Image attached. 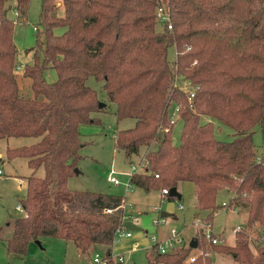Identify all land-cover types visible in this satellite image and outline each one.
Segmentation results:
<instances>
[{
  "label": "trees",
  "instance_id": "trees-1",
  "mask_svg": "<svg viewBox=\"0 0 264 264\" xmlns=\"http://www.w3.org/2000/svg\"><path fill=\"white\" fill-rule=\"evenodd\" d=\"M14 1L12 10L24 19L29 0ZM6 3L0 0V139L39 138L7 148L5 155L24 157L31 169L44 171L27 178L25 213L14 221L7 250L24 254L30 242L56 237L81 253L105 246L104 264H122L109 247L122 228L123 198L67 184L80 158L79 125L94 122L91 113L103 109L86 84L94 77L115 104L117 119L135 120L116 133V146L126 156L146 147L143 170L129 176L133 186L149 191L190 182L195 207L207 212L206 219L222 207L216 200L226 189L233 193L228 205L246 207V225L260 227L256 255L249 239L236 233L234 245L198 237L202 252L193 260L189 243L173 252L148 250L147 264H210L207 247L237 264H264V0H60L61 13L53 0H43L33 63L22 72L34 98L20 95L14 20ZM159 6L169 17L163 25L156 20ZM48 67L54 82L45 78ZM175 108L182 130L173 143ZM201 115L230 128L233 138L218 140L213 123H201ZM255 126L263 138L260 155Z\"/></svg>",
  "mask_w": 264,
  "mask_h": 264
},
{
  "label": "rangeland",
  "instance_id": "rangeland-1",
  "mask_svg": "<svg viewBox=\"0 0 264 264\" xmlns=\"http://www.w3.org/2000/svg\"><path fill=\"white\" fill-rule=\"evenodd\" d=\"M43 0H29L27 12L22 18L16 17L12 10L14 0H7V5L11 7L8 10L7 17L14 20L13 41L17 49L16 65L14 73L19 86L20 95L26 98H34L30 87L31 80L22 75L23 65L33 63L34 47L37 45L35 27L41 30L39 20ZM58 5L61 13L60 0H53ZM159 28V26H157ZM62 29H56L60 33ZM40 38H43L40 35ZM168 58H175V48L168 49ZM48 82L56 80L54 69L48 67L44 72ZM86 84L94 89L98 100L104 102L105 106L99 111L91 113L94 122L82 123L79 125L82 146L79 150L80 158L77 161V168L80 173L68 179V187L72 190H85L91 192H101L106 194L119 195L123 198L126 209L125 214L133 215L138 219L139 231L132 234L136 237H145L156 235L153 219L158 217L157 212L152 211L153 206H159L161 211L169 212L171 215L166 217L167 226L174 227L180 231L184 243L200 237L207 244L211 243L205 236L207 225L211 227L213 236L222 240L226 245H234L236 233H242L249 239V247L254 255L257 254V237L259 226L257 223L246 225L247 208L231 205L221 207L216 210L211 219H206L207 212L198 210L195 207L194 186L190 182H180L177 185V191L182 195L181 199L169 198L162 202L160 199L161 189H151L145 191L141 188L131 186L129 176L132 172L142 171L144 163V153L146 147H141L138 154L126 156L123 150L119 149L115 143L116 133L120 130L133 127L135 120L133 118L117 119L115 114V104L107 101L105 92L102 90V82L94 77H89ZM200 122H212L214 135L218 140L228 141L233 138V131L219 121L211 119L207 115L200 116ZM182 130L181 120H177L172 127V137L179 139ZM253 142L257 149V154H261L262 134L259 126L253 129ZM39 138L34 137H10L0 139V149L2 151L4 162L0 161V264H79L80 262L91 261L97 253L94 247L88 249V253H73V243L56 237H43L40 245L36 241L28 244L24 254L10 253L7 250V240L10 238L14 221L21 217L25 212L17 209V205L24 199L27 187V178L32 174L37 177L44 175L43 168L33 170L28 166L27 159L16 157L6 158L5 150L7 148H16L27 146L37 142ZM154 143L151 148L155 149ZM1 153V152H0ZM113 170L115 177L121 182L119 185H113L107 182V175ZM22 180V181H20ZM129 183L131 189H127L125 184ZM233 193L226 189L219 192L216 204L222 205V202H229ZM183 205V209H178V205ZM130 221V220H129ZM238 230V231H235ZM126 237L114 239L111 250L112 258L122 254L123 264H147L145 250L132 251L128 245ZM149 239V238H148ZM38 241V240H37ZM254 241V244L252 243ZM93 250V251H92ZM206 252L210 257V264H237L230 255L214 252L207 247ZM202 250L197 247L191 252L188 259L193 260ZM99 253V252H98ZM101 255V254H100ZM103 257V255H101ZM193 258V259H192Z\"/></svg>",
  "mask_w": 264,
  "mask_h": 264
},
{
  "label": "built area",
  "instance_id": "built-area-1",
  "mask_svg": "<svg viewBox=\"0 0 264 264\" xmlns=\"http://www.w3.org/2000/svg\"><path fill=\"white\" fill-rule=\"evenodd\" d=\"M15 16L17 17L18 13L17 11L14 12ZM156 20L163 25L165 22H167L169 20V17L167 16V14L165 13L164 10V6H159L156 8ZM21 21H23V19H21ZM168 28H170V24H168L167 26ZM190 97H193V94H190ZM177 111V108H175L174 111L171 112L170 114V119L171 121H176L177 120V115L175 114ZM1 170H0V174H1ZM134 173V172H133ZM22 181V180H21ZM107 181L113 185H119L121 182L119 181V179L117 177H115L114 175V171L111 170L109 172V174L107 175ZM130 183V182H129ZM129 183H126L125 186L127 189H131V186ZM161 196L160 199H162V202H165V200L167 199L168 196V192L169 189L167 188H162L161 189ZM223 207H229L228 203L223 202L222 203ZM120 209L122 210V228L118 230L117 234H116V238L119 237H131L133 231H130L128 229H126L123 225V223L127 220H130L136 224H138V219L137 217L134 218L133 215H129V214H125L124 211L126 209V204L124 202V200H122V203L119 205ZM178 209H183V205H178L177 206ZM17 209L20 211H24V208L22 207V204H18L17 205ZM152 211L159 213L158 217L153 219V223L156 227L162 226L166 223V217L165 216H161V209L159 206H153ZM107 211L109 212L110 209H107ZM238 231V230H235ZM264 232V231H263ZM213 232L211 230V227L209 225H207L206 229H205V236L206 238L213 244L216 243H222V240L213 236ZM115 238V239H116ZM261 241H262V245L264 246V236L261 237ZM149 242H150V249L149 250H155L159 253H167V252H173L174 250H176L177 248L181 247L184 244V239L182 237V234L180 231L176 230L174 227H170L168 229V233L164 236H159V235H151L149 236ZM136 246V244H134V247ZM120 262H122V264L124 263V259L122 255H118L116 257ZM193 259V258H192ZM80 264H104V259L103 257L99 254L96 253L94 255V258L91 259V261L88 263L85 262H81Z\"/></svg>",
  "mask_w": 264,
  "mask_h": 264
},
{
  "label": "crops",
  "instance_id": "crops-1",
  "mask_svg": "<svg viewBox=\"0 0 264 264\" xmlns=\"http://www.w3.org/2000/svg\"><path fill=\"white\" fill-rule=\"evenodd\" d=\"M0 161L1 162H4V160H3V155H2V151H1V149H0ZM133 173V172H132ZM76 175V174H75ZM21 181V180H20ZM108 182V181H107ZM219 196V195H218ZM181 197H182V195H181ZM231 198V197H230ZM229 198V199H230ZM223 203V202H222ZM168 224H167V221H166V223L164 224V225H162V226H159V227H155V234H157V235H159V236H165L167 233H168V229L170 228L169 226H167ZM134 232V231H133ZM149 237L147 236V232H145V237L143 236V237H136V236H134L133 234L131 235V237H128L126 240L128 241V245H129V247H130V249L132 250V251H136V250H145V251H148L149 249H150V242H149V239H148ZM68 242H71V241H68ZM73 243V242H72ZM38 245H40V240H38V243H37ZM134 244H136V246L134 247ZM113 245V244H112ZM110 246L109 247V251L111 252V250H112V247L113 246ZM73 246H75L74 245V243H73ZM92 247H94V251H96L97 253L99 252V254H101V255H104L105 254V250H106V247L105 246H102V245H96V246H92ZM79 250L77 249V247L75 246V247H73V253H77ZM93 251V250H92ZM80 252V251H79ZM86 253H88V251L86 252ZM112 253V252H111ZM84 254V253H83ZM112 255V254H111ZM120 255H122V254H120ZM123 256V255H122ZM124 259V258H123ZM88 262V261H87ZM87 262H85V263H87ZM81 263V262H80ZM79 263V264H80Z\"/></svg>",
  "mask_w": 264,
  "mask_h": 264
},
{
  "label": "water",
  "instance_id": "water-1",
  "mask_svg": "<svg viewBox=\"0 0 264 264\" xmlns=\"http://www.w3.org/2000/svg\"><path fill=\"white\" fill-rule=\"evenodd\" d=\"M4 14H6V11H4ZM104 106H105V103L99 101V103H98V107H99V108H103ZM175 142H176V140H173V143H175ZM74 172H75L76 175L80 173V171H79L77 168L74 169ZM168 194H169V196H171V197H175L176 199H181V194L177 191V188H176V187H171V188L169 189ZM169 215H170L169 212L161 211V216H165V217H167V216H169ZM123 225H124V227H125L126 229H128V230H130V231H134V232H135V231H139V230L141 229L140 226H138L136 223H134V222H132V221H129V220L125 221V222L123 223ZM36 242L38 243V241H36ZM197 242H198V241H197L196 239H192V240H190V242H189V246H190L191 248H196V247H197Z\"/></svg>",
  "mask_w": 264,
  "mask_h": 264
}]
</instances>
